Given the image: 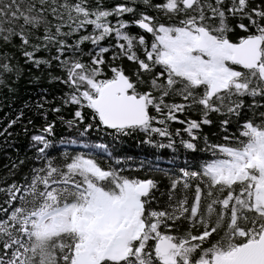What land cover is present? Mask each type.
I'll list each match as a JSON object with an SVG mask.
<instances>
[{
    "label": "snow or ice",
    "instance_id": "1",
    "mask_svg": "<svg viewBox=\"0 0 264 264\" xmlns=\"http://www.w3.org/2000/svg\"><path fill=\"white\" fill-rule=\"evenodd\" d=\"M94 2L0 0V44L15 46L18 38L25 63L36 67L58 62L67 76L63 83L72 89L65 102L90 109L99 125L118 136L141 131L170 137L167 127H153L155 109L164 116L162 125L186 123L191 140L181 144L192 151L199 130L213 123L211 114L225 117V143L205 139L204 151L217 158L199 171L181 169L183 181H172L169 203L160 210L153 207L156 180L125 175L130 169L120 159V167L101 166L95 150L106 151L105 145L85 144L93 151L61 164L47 152V136H33L44 165L25 185L7 189V207L0 205V264H264V0H130L113 8ZM125 14L132 19H123ZM89 26L92 33L67 42ZM133 26L144 34H131ZM237 28L244 33L238 39ZM109 37L118 49L113 61L123 57L137 65L135 80L119 66L110 67L111 77L103 75L110 49L100 42ZM85 42L98 51L83 53ZM52 48L57 54L51 59L37 57ZM68 51L73 55L65 56ZM11 60L0 51V82L5 73L20 74ZM145 83L149 90H138ZM174 97L182 102H166ZM189 110L202 118L179 120L177 113ZM75 117L84 119L80 110ZM233 122L236 132L229 133ZM44 132L51 135L53 125ZM193 179L199 183L189 205L188 196L177 199L176 191L181 183L190 189ZM183 224L182 235L172 234Z\"/></svg>",
    "mask_w": 264,
    "mask_h": 264
},
{
    "label": "trees",
    "instance_id": "2",
    "mask_svg": "<svg viewBox=\"0 0 264 264\" xmlns=\"http://www.w3.org/2000/svg\"><path fill=\"white\" fill-rule=\"evenodd\" d=\"M90 2L92 7L96 6L94 0H90ZM121 3L130 4V0H103L106 8H113ZM143 10H145L144 6L138 5V11ZM148 14L157 15L154 10H148ZM110 19L115 24L116 18ZM123 19L131 20L132 16L125 14ZM236 22L235 19L232 20L233 25ZM244 22L247 23V21ZM64 31H67V28ZM129 31L131 34H144L142 30L135 26L131 27ZM92 32L93 28L89 26L86 30H81V32L66 39L69 44H76L80 35H87ZM145 35L150 43L152 37L149 34ZM241 35H244V33L237 28L234 38L238 39ZM19 44L18 38L14 39L15 46L0 44V51L9 53L12 57L11 62L18 64L20 67L19 75L5 73L3 82H0V205L4 207H7L5 203L7 189L13 184L17 186L25 185L31 179L33 169L44 165L43 160L37 159L38 153L36 148L33 147L35 142L32 137L35 135L47 136L52 144L47 152L55 162L61 164L66 157L93 151L91 148H85V144L105 145L106 151L95 150L101 166L105 168L109 166L120 167L121 165L115 164V159H120L126 161V167L130 169V171L125 172V175L156 180L159 191L156 193L157 200L153 202V207L160 210L166 208L169 203L167 193L172 181L175 179L183 181L181 169L199 171L202 164L217 158L210 152L204 151L205 139L209 144L225 143L223 140L225 133L222 131L220 124V121L225 117L211 114L210 118L213 123L202 126L198 132L199 139L192 141L197 144V150L192 151L185 149L181 144L182 140H191V137L184 131L187 126L186 123L168 121L166 125H162L158 121L164 119V116L157 113L155 109H150V114L156 117L153 127H167L171 133L170 137L141 131H136L128 136H118L113 130L105 129L102 125H99L98 119H93V113L90 109H81L78 105L65 102L72 89L63 83L67 76L58 62L52 61L51 67L47 65L36 67L31 63H25V58L19 50ZM115 44L116 41L113 37L100 42V46L109 47L110 49L108 53L104 54L107 66H101L104 69L103 75L111 77L110 67L119 66L135 80V73L138 70L135 63L123 57L113 61L112 56L114 52L118 51ZM81 49L83 53L92 52L95 54L98 51V48L90 42L82 44ZM56 54L55 48L51 50L42 49L37 53V57L48 60ZM138 54L143 58L142 50ZM72 55L71 51L65 53V56ZM81 59L85 63H90L91 58L88 55H83ZM57 77L59 79H56ZM145 80H148L147 76H145ZM149 88L150 85L145 83L140 85L138 90L148 91ZM166 102L181 103L182 101L179 97H174L171 99L166 98ZM77 110L82 112L83 120L75 117ZM248 115L251 116V113ZM177 116L179 120L185 121H199L202 118L199 111L191 110L177 113ZM12 121H16V123L12 124ZM69 121H72V123L69 124ZM89 124H92L93 127L85 132V128ZM48 125H53L51 135L44 132ZM177 130H180L179 135H177ZM232 132H236L235 122L229 125V133ZM170 142L174 143V148L159 147L160 144L167 145ZM157 167L164 171L154 170ZM165 172L168 174L165 175ZM190 183L192 184L190 189H183L181 183L176 191L177 199L182 198L184 195L188 196L189 205L193 201L195 185L199 181L193 179ZM207 203L208 200L205 198L202 205ZM2 218H4L3 213H0V219ZM186 230L187 225L183 224L180 226L179 232L174 228L172 234L182 235Z\"/></svg>",
    "mask_w": 264,
    "mask_h": 264
},
{
    "label": "bare ground",
    "instance_id": "3",
    "mask_svg": "<svg viewBox=\"0 0 264 264\" xmlns=\"http://www.w3.org/2000/svg\"><path fill=\"white\" fill-rule=\"evenodd\" d=\"M84 141V140H83Z\"/></svg>",
    "mask_w": 264,
    "mask_h": 264
}]
</instances>
